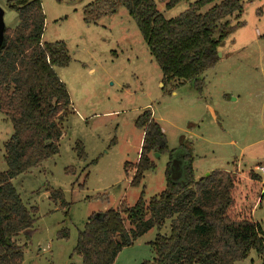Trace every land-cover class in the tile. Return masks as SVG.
Returning <instances> with one entry per match:
<instances>
[{
  "label": "rangeland",
  "instance_id": "374dc122",
  "mask_svg": "<svg viewBox=\"0 0 264 264\" xmlns=\"http://www.w3.org/2000/svg\"><path fill=\"white\" fill-rule=\"evenodd\" d=\"M94 1L41 0V40L62 41L68 50V65L54 71L66 86L72 110L63 122L58 153L11 180L23 203L37 210L29 240L22 234L12 239L25 245L21 264H81L73 249L91 213L116 209L122 202L132 206L142 191L149 201L164 189L167 154L152 153L155 169L139 186L130 185L142 132L133 123L145 109L160 125L169 149L183 139L191 141L196 178L213 170L234 173L231 216L263 228L264 189L251 172L264 167V0H240L242 11L231 23L242 25L221 43L216 65L200 76V94L191 82L173 91L162 87L161 70L123 7L86 24L83 8ZM154 1L166 18H173L195 0L169 10ZM7 3L0 0V7L5 27L12 29L18 16ZM11 133V123L0 112V172L6 169L3 144ZM77 141L84 147L83 159L73 150ZM50 189L62 191L68 207L54 204ZM162 232L168 233L167 225ZM155 234L152 228L122 248L113 264L152 260L149 242ZM234 264H261V258L250 250Z\"/></svg>",
  "mask_w": 264,
  "mask_h": 264
},
{
  "label": "trees",
  "instance_id": "16d2710c",
  "mask_svg": "<svg viewBox=\"0 0 264 264\" xmlns=\"http://www.w3.org/2000/svg\"><path fill=\"white\" fill-rule=\"evenodd\" d=\"M160 1L169 10L188 0ZM7 6L17 13L18 22L5 29V46L0 51V112L12 126L3 144L6 169L0 172V264H21L25 245L12 239L22 234L29 240L37 210L23 203L11 180L58 153L63 122L72 109L66 86L54 68L67 66L70 58L64 42L41 40L45 20L41 0H8ZM120 7L136 23L161 70L162 87L169 86L170 91L191 82L200 94V76L216 65L221 43L242 25L231 23L242 11L240 0H195L173 18H166L154 0H95L83 8V20L95 24ZM133 124L143 135L130 185L139 186L145 172L155 169L153 153L167 154L165 187L149 201L143 199L142 191L132 206L122 202L116 209L91 213L73 249L81 264H113L122 248L152 228L156 234L149 246L154 257L140 264H234L250 250L264 264V227L230 214L234 173L213 170L196 178L191 141L183 139L169 149L149 109ZM73 150L78 159L85 158L81 142H75ZM251 177L258 178L252 172ZM86 178L87 174L79 188ZM49 193L54 204L68 207L62 191L50 189ZM166 225L168 233H163Z\"/></svg>",
  "mask_w": 264,
  "mask_h": 264
},
{
  "label": "water",
  "instance_id": "95a60500",
  "mask_svg": "<svg viewBox=\"0 0 264 264\" xmlns=\"http://www.w3.org/2000/svg\"><path fill=\"white\" fill-rule=\"evenodd\" d=\"M3 15H4V11L3 9L0 7V51L4 48L5 46V37H4V33H5V25H4V21H3ZM218 56L220 57V53H218ZM156 156H158V154H156ZM209 173H206L205 176H207Z\"/></svg>",
  "mask_w": 264,
  "mask_h": 264
},
{
  "label": "built area",
  "instance_id": "2783aa9c",
  "mask_svg": "<svg viewBox=\"0 0 264 264\" xmlns=\"http://www.w3.org/2000/svg\"><path fill=\"white\" fill-rule=\"evenodd\" d=\"M257 170H258L259 174L261 175V179H260L261 187L264 189V167L258 166Z\"/></svg>",
  "mask_w": 264,
  "mask_h": 264
},
{
  "label": "crops",
  "instance_id": "0c3cea01",
  "mask_svg": "<svg viewBox=\"0 0 264 264\" xmlns=\"http://www.w3.org/2000/svg\"><path fill=\"white\" fill-rule=\"evenodd\" d=\"M142 132H141V141H142ZM136 161H137V159H136ZM136 161L135 162H133V163H131V164H134V163H136ZM146 173V172H145ZM132 174H133V172H132ZM254 174L258 177V178H252L253 180H256V181H259V183H260V179H261V175L257 172H254ZM145 175V174H144ZM132 176V175H131ZM252 213V212H251Z\"/></svg>",
  "mask_w": 264,
  "mask_h": 264
}]
</instances>
